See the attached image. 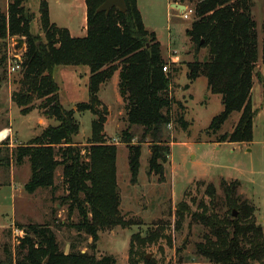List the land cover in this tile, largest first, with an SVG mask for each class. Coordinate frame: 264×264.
Listing matches in <instances>:
<instances>
[{
  "label": "trees",
  "instance_id": "16d2710c",
  "mask_svg": "<svg viewBox=\"0 0 264 264\" xmlns=\"http://www.w3.org/2000/svg\"><path fill=\"white\" fill-rule=\"evenodd\" d=\"M25 2L13 0L6 12L0 10L2 48L8 41L20 37L26 38L27 44L21 89L13 94L12 101L23 115H28L36 100H44L40 108L58 125L48 126L40 136L14 149L9 142L0 146V167H11L13 163L22 166L28 162L30 179L24 186L28 194H35L39 189L55 191L56 173L62 168V181L67 187L62 203L69 204L70 217L75 211L80 216L79 222L71 227L90 236L91 249L95 251L101 231L128 228L134 224L124 217L120 208L118 144H111L106 139L109 111L99 99L100 89L119 73V93L128 109L129 129L123 133L122 143L129 150L131 184L138 183L146 140L151 147L148 174L159 176L160 182L164 183V166L172 153L164 139V131L173 123L174 104L178 106L176 121L185 130L189 126L184 119V106L176 101L171 91L172 71L178 69L174 65L168 66L156 33L148 30L144 23L138 0H125L126 13L113 8L108 14L98 12L105 0H86L87 35L79 38L73 37L68 29L53 24L48 2L42 1L39 10L45 40L33 33L35 15L26 8ZM174 2L193 6L194 20L187 36L196 55L202 49L208 50L206 60L196 59L187 65L189 80L194 82L205 77L211 93L222 96L224 110L213 119L209 132L213 130V134H217L229 117L238 112L241 116L233 132L223 135L219 142H252L257 115L253 109L252 92L260 56L253 1ZM5 58L4 53L2 62ZM80 66L90 70L89 100L78 103L77 109L67 110L61 104L60 86L53 73L57 68ZM165 67L168 72L164 71ZM4 80L0 75V86ZM88 111L97 119L92 123L88 147L82 149L74 142L80 131L76 114ZM133 127L144 131L137 144H133L135 137L130 133ZM240 186L237 181L222 183L228 206L223 215L215 207L217 193L213 185L207 188L213 205L211 209L204 204L201 213L190 214L189 206L180 203L177 211L179 224L189 214L192 224L207 229L195 246L194 255L198 259L210 264H264V230L257 222V208L239 194ZM16 229L24 234L18 239L16 254L7 250L0 264H117L112 256L98 258L89 252L62 251L50 223H19L15 225ZM160 236L155 232L147 237L134 235L130 243L131 264H139L135 257L138 251L155 243Z\"/></svg>",
  "mask_w": 264,
  "mask_h": 264
},
{
  "label": "rangeland",
  "instance_id": "374dc122",
  "mask_svg": "<svg viewBox=\"0 0 264 264\" xmlns=\"http://www.w3.org/2000/svg\"><path fill=\"white\" fill-rule=\"evenodd\" d=\"M11 1L13 0H0V10L6 12ZM42 1L48 2L54 22L60 26H71L72 23L78 31L76 34L85 36L86 33H81L84 27L81 0H26V8L35 15L32 23L34 34L45 40L39 10ZM173 1L139 0V9L147 29L156 33L168 66L174 65L178 69L177 72L172 71L171 91L176 101L184 106V119L189 123L185 130L176 121L178 106L174 104L173 123L171 128L167 126L164 131V139L172 150L171 157L164 166L165 182H160L159 176L148 174L151 147L146 140L142 148L138 183L131 184L129 150L122 143L123 133L129 129L128 109L119 93L118 77H114L101 87L98 96L110 110L105 126L106 139L111 144H118L117 179L122 200L120 208L124 217L134 224L128 228L117 227L101 231L96 250H92L91 237L71 227V224L80 220L78 212L75 211L70 217L69 204L62 203V198L67 195V187L62 181V168L56 173L55 191L39 189L35 194H28L24 186L30 174V165L28 162L22 166L13 163L11 167H0V259L5 258L7 250L12 253L17 251L18 239L24 234L15 230V225L50 223L61 250L66 253L72 250L89 252L98 258L112 256L117 264H131L130 243L133 236L138 234L147 237L155 232L161 236L155 243L138 251L135 257L139 264H147L146 261H150V264H187L188 258H191L188 264H210L194 255L195 246L203 239L207 229L200 224H192L189 214L179 224L177 211L182 202L189 206L190 214L201 213L204 204L211 209L213 205L207 188L213 185L217 193L215 207L223 215L228 210L223 182L237 181L241 184L239 194L257 208V222L264 230V0H252V12L258 24L260 51L252 92L253 109L257 111V115L254 120L253 141L242 144L219 142L223 135L233 132L241 116L238 112L229 117L217 134H213V130L209 132L213 119L224 110L222 96L211 93L205 77L194 82L189 80L187 65L196 59L206 60L208 50L202 49L196 55L186 34V28L190 27L194 17L183 20L176 16L177 9L172 8V12L168 6ZM69 3L77 4L72 22L69 20L70 9L67 8ZM187 5L193 7L189 3ZM16 39L24 40V45L21 47L19 42L13 44L10 40L2 48L0 42V75L5 79L0 86V133L7 129L13 131L11 137L0 140V146L9 142L10 145H15L12 149L40 136L48 126L58 125L56 120L48 119L40 108L44 100H36L28 115H23L12 101L13 94L21 89L23 68L13 74L9 73V54L13 53V49L25 53L27 48L26 38ZM172 52L176 54L172 55ZM4 53L6 58L2 62ZM170 55L173 56L172 59ZM116 74L119 75L118 72ZM89 75V68L83 66L55 70L53 77L60 86V101L65 109H77L78 103L88 102ZM76 119L80 124V131L74 137V142L84 149L88 147L92 123L97 116L90 111L77 112ZM130 133L135 137L133 144H137L144 131L133 127Z\"/></svg>",
  "mask_w": 264,
  "mask_h": 264
},
{
  "label": "crops",
  "instance_id": "0c3cea01",
  "mask_svg": "<svg viewBox=\"0 0 264 264\" xmlns=\"http://www.w3.org/2000/svg\"><path fill=\"white\" fill-rule=\"evenodd\" d=\"M75 4L76 3H69L68 5H67V8H69L70 10H69V20H70V22H72V18L74 17V15H76L75 13H74V9H75ZM83 4V5H82ZM176 4H178V3H175L174 1L173 2H170L169 3V8L171 9V11L173 12V10H172V8H174V5H176ZM77 5V4H76ZM81 5H82V8H81V10H82V13H83V24H84V27H83V29H82V31H81V33L83 34V33H86L85 34V36L87 35V5H86V0H81ZM179 5H181V4H179ZM185 6L187 5V4H184ZM138 6H139V0H138ZM188 6V5H187ZM182 9H180V10H175V11H177V14H176V16H179L181 19H182V17H181V11ZM50 18H51V22L53 23V24H55L56 26H58V27H60V28H66V29H68L69 31H70V33H71V35L73 36V37H76V38H79V37H85V36H79L78 34H76V33H78V31L73 27V24L72 23H70L71 24V26L69 25V24H66V25H63V26H60V25H58L56 22H54L53 21V18H52V16H51V12H50ZM184 20V19H183ZM189 29V27L188 28H186V34H187V30ZM78 35V36H77ZM162 52H163V49H162ZM172 55L174 54H176V53H174V52H172L171 53ZM172 55H170V58L172 59ZM163 57H164V55H163ZM169 58V59H170ZM164 59L166 60V58L164 57ZM86 76H87V74H86ZM114 77H118V80H119V75L118 74H115V76ZM113 77V78H114ZM89 78H90V75H89ZM103 103V102H102ZM110 111V110H109ZM8 130V129H7ZM12 134H13V131H12V129H11V134L8 136V138L9 137H11L12 136ZM15 145H13V144H11L10 145V147L12 148V147H14ZM30 169V168H29ZM29 179H30V174H29V177H28V179H27V182L29 181ZM26 182V183H27Z\"/></svg>",
  "mask_w": 264,
  "mask_h": 264
},
{
  "label": "built area",
  "instance_id": "2783aa9c",
  "mask_svg": "<svg viewBox=\"0 0 264 264\" xmlns=\"http://www.w3.org/2000/svg\"><path fill=\"white\" fill-rule=\"evenodd\" d=\"M181 5H184V4H181ZM193 14H194V9L186 5V10L181 12V17L184 20H190ZM12 41H13V44L16 43L15 39H12ZM13 46L15 47V45ZM23 54H24L23 52L21 51L19 52L16 49L15 50L13 49V53L9 54V73L13 74L21 70L22 65H23V58H24ZM164 71L167 72L168 68L165 67ZM168 127L171 128V125H169ZM7 131H8L7 135L4 138L0 139L1 141L8 139V136L11 134V129H8Z\"/></svg>",
  "mask_w": 264,
  "mask_h": 264
},
{
  "label": "water",
  "instance_id": "95a60500",
  "mask_svg": "<svg viewBox=\"0 0 264 264\" xmlns=\"http://www.w3.org/2000/svg\"><path fill=\"white\" fill-rule=\"evenodd\" d=\"M113 8H117L123 13L127 12V6H126L125 0H105V2L99 7L98 12H105L106 14H108L111 11V9H113ZM174 8H176L178 10L182 9L181 11L186 10L185 5L176 4V5H174ZM16 42H19L21 47L25 43L24 40H22V39H16ZM234 215L236 216L237 213L234 212Z\"/></svg>",
  "mask_w": 264,
  "mask_h": 264
},
{
  "label": "bare ground",
  "instance_id": "6f19581e",
  "mask_svg": "<svg viewBox=\"0 0 264 264\" xmlns=\"http://www.w3.org/2000/svg\"><path fill=\"white\" fill-rule=\"evenodd\" d=\"M7 130H4L0 133V139L4 138L7 135Z\"/></svg>",
  "mask_w": 264,
  "mask_h": 264
}]
</instances>
